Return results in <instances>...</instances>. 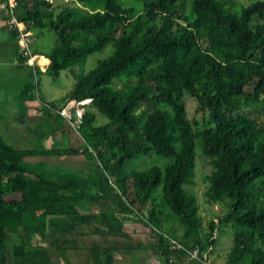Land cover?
<instances>
[{
	"label": "trees",
	"instance_id": "trees-1",
	"mask_svg": "<svg viewBox=\"0 0 264 264\" xmlns=\"http://www.w3.org/2000/svg\"><path fill=\"white\" fill-rule=\"evenodd\" d=\"M135 3L15 0L14 16L38 39L30 42L31 52L47 59L43 70L28 75L66 69L69 98H89L72 129L81 141L82 167L93 173L47 177L32 171L24 157L65 149L14 148L0 132V264H50L51 251L61 264H110L109 248L88 243L72 219L104 237L122 233L123 212L143 216L157 249L167 252L150 199L158 167L120 168L140 154L171 156L161 198L176 215L186 246L211 249L222 225L231 232L226 264H264V119L232 111L264 97V1ZM107 42L109 51L81 70L85 56ZM185 94L204 114L199 129L185 117ZM91 108L106 120L95 124ZM194 144L209 165L201 196L216 208L202 233L193 191L184 188L193 182ZM9 236L16 241L7 245Z\"/></svg>",
	"mask_w": 264,
	"mask_h": 264
},
{
	"label": "rangeland",
	"instance_id": "rangeland-1",
	"mask_svg": "<svg viewBox=\"0 0 264 264\" xmlns=\"http://www.w3.org/2000/svg\"><path fill=\"white\" fill-rule=\"evenodd\" d=\"M121 1L125 4L137 7L135 0ZM236 1L239 3H247L251 0ZM51 2L59 5V0H51ZM39 36L41 40L44 39L43 35ZM30 37L31 43H33L32 41L35 39L31 36V34ZM37 40L38 39H36L35 42H37ZM109 48L110 43L107 42L102 49L95 50L87 54L79 64L80 69L85 71L91 68L98 58L104 56L109 51ZM45 67L46 64L42 66L41 70ZM10 70L11 73L7 75L5 79L1 77L0 94L5 93L6 96L11 97V99L15 102V107H17L18 103H20L22 104L21 108H29L31 113L29 112L28 115L30 114L32 116L28 118V124H25L26 115L24 114L23 117L22 113L26 111L24 109L19 111L14 107L12 108L15 116L19 114V116L23 117V121H21L22 124H20L23 125V128L25 124L26 129L17 135H12L10 141L9 139H6L7 143L14 148L36 149L40 147H60L65 149V151L60 155L42 154L24 157L22 160L25 162V166L30 170L47 177L68 175L70 173L84 174L88 172L92 174L93 171L91 169L82 167L84 161L80 155V150L82 149L81 141L76 132L72 129L73 124L67 121L70 116L69 109L73 108L72 112L74 114L75 108L80 110V108L89 103V98L84 100L76 99L75 97L69 98L68 91L71 78L68 71L66 69H61L55 74H48L46 72L36 74L35 80L37 81V85H35L34 77L28 76L26 74V69L23 66H16ZM25 83L30 87L22 91L21 95L23 97L20 98L18 93ZM18 84L19 86H17ZM182 101L184 104L185 117L191 120L193 129H199L204 114L201 115L197 110H195V99L185 94ZM138 106H141V104ZM61 107L64 108V116L66 117H60L58 115V110ZM236 107L237 108L232 109V111H242L246 115L255 118L258 123L262 122V119H264V97L250 101L247 104H240ZM95 114V124L106 120L104 115L96 112ZM71 149L74 150V152ZM193 151V182L191 184H184V188L193 191L196 213L200 217L201 223H203L201 228L202 230L199 231V233H202L205 226L204 221L209 220L216 214V208L215 204H212L201 196V192L208 186V182L206 180V174L208 173L209 168L207 158L201 154L196 144L193 146ZM170 158L171 156L168 155L140 154L136 158L124 159L120 168L122 170H126L130 167L145 168L151 165H156L158 167L159 179L161 181L163 167ZM160 181L155 187H153L152 192L150 193V199L155 203L154 211L160 218L158 223L159 231L164 240H167V237L177 238L180 223L178 222L176 215L166 206L165 202L161 198ZM22 195L25 196L26 194L23 193ZM83 207H85V204ZM142 209L143 212L146 211L144 206H142ZM139 218H141V216H139ZM58 222H60L59 225L62 227L64 219H60ZM151 233H154L153 229L151 230ZM106 238H108V236L100 242V245L103 247H107ZM122 239L126 242L130 240L127 237ZM230 239L231 232L225 230V226L219 225V230L215 234V238L211 244V249L208 252L209 264H226L224 253L230 243ZM15 241V236H9L5 240L7 245L9 243H14ZM99 250L103 251V248H100ZM50 253V264H58L60 259L58 260L57 258L56 260V254L53 251Z\"/></svg>",
	"mask_w": 264,
	"mask_h": 264
},
{
	"label": "crops",
	"instance_id": "crops-1",
	"mask_svg": "<svg viewBox=\"0 0 264 264\" xmlns=\"http://www.w3.org/2000/svg\"><path fill=\"white\" fill-rule=\"evenodd\" d=\"M5 17V4L3 0H0V80H2L1 77L5 79V77L11 73L10 69L16 66H23L26 69V74L28 75L30 73V66L24 63V59L18 58L19 44L17 38L12 35L11 30L6 28L4 23ZM39 70L41 71V69ZM33 77L35 80V76ZM17 86H19V84ZM29 87L30 86L27 85V88ZM21 90L22 87L18 93L20 98H22ZM14 104L15 102L11 97L6 96L5 93L0 94V132L4 139H9V141L11 140L12 135H17L26 129L25 124H28L27 120L32 116L30 114L28 115L30 112L29 108H21L22 104L20 103L15 107ZM13 107L19 111L22 109L26 111L22 113L23 117L24 114L26 115L24 128L23 125H21L23 117L19 116V114L15 116L12 111ZM90 209L93 210L94 207H91ZM110 210L116 212L117 208L116 206L111 205ZM118 215L117 216L120 217L122 233L106 235L108 236V238H106V244L109 248L108 256L110 264H200L199 261L188 258L185 251L169 247L166 240L164 243L166 244L167 252L163 254L159 248L157 249L155 244L156 238L154 234L151 233V226L143 216L139 218L138 214L133 212H123ZM72 220H74L73 226L76 230L86 231L88 243L100 245V242L106 237H100L99 234L93 232L91 226H86L84 223L77 221V219ZM126 237L130 239L128 242L122 239ZM174 239H177L184 244L181 226L177 238ZM97 240H99V244L97 243ZM184 246L188 247L185 244ZM57 258L56 255V260ZM58 264H61L60 261Z\"/></svg>",
	"mask_w": 264,
	"mask_h": 264
},
{
	"label": "built area",
	"instance_id": "built-area-1",
	"mask_svg": "<svg viewBox=\"0 0 264 264\" xmlns=\"http://www.w3.org/2000/svg\"><path fill=\"white\" fill-rule=\"evenodd\" d=\"M5 4V26L8 30L14 31L16 38L19 44V54L24 57V63L30 66V73H34L35 69H41L42 66L36 63L34 59L38 58L39 55L32 53L30 50V30L25 26V23L22 20L17 19L13 13V7L15 5V0H3ZM50 1L51 0H47ZM73 111V108H71ZM80 110L75 108L69 116V121L71 124H75L79 120ZM64 108L61 107L58 110V115L60 117L64 116ZM213 237V234L209 238ZM167 243L169 247L177 248L186 252L188 258L195 259L199 261L200 264H209L208 251L210 245H207L204 249H199L196 243H193L191 246L185 247L184 244L177 239L167 237Z\"/></svg>",
	"mask_w": 264,
	"mask_h": 264
},
{
	"label": "bare ground",
	"instance_id": "bare-ground-1",
	"mask_svg": "<svg viewBox=\"0 0 264 264\" xmlns=\"http://www.w3.org/2000/svg\"><path fill=\"white\" fill-rule=\"evenodd\" d=\"M34 60L36 61V63H38L41 66L46 64V59L42 55H39L38 58H36Z\"/></svg>",
	"mask_w": 264,
	"mask_h": 264
}]
</instances>
